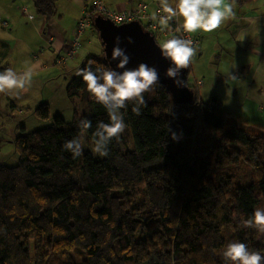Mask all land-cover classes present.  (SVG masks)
<instances>
[{
    "label": "trees",
    "instance_id": "1",
    "mask_svg": "<svg viewBox=\"0 0 264 264\" xmlns=\"http://www.w3.org/2000/svg\"><path fill=\"white\" fill-rule=\"evenodd\" d=\"M56 2L32 0L46 18ZM102 54L85 57L65 85L72 119L56 114L49 126L17 135L16 163H0V264H225L231 241L264 254V234L241 226L264 208V127L241 126L216 94L203 101L188 81L193 97L174 106L159 83L144 93L140 115L132 104L122 109L131 148L113 140L100 157L92 133L107 113L76 73L89 60L108 65ZM33 113L47 119L49 104ZM81 118L92 127L73 159L62 146L80 134ZM73 249L84 253L80 261L69 256Z\"/></svg>",
    "mask_w": 264,
    "mask_h": 264
},
{
    "label": "crops",
    "instance_id": "2",
    "mask_svg": "<svg viewBox=\"0 0 264 264\" xmlns=\"http://www.w3.org/2000/svg\"><path fill=\"white\" fill-rule=\"evenodd\" d=\"M103 1L110 9L116 11H132L139 3L144 2L148 4L152 17L157 10H160V0ZM225 2L232 4L235 17L224 21L221 27L213 32L192 33L199 43L189 73L225 77L231 73L237 77V80H240V75H264V0H225ZM169 3L174 6L175 0H169ZM89 7V0H57L55 14L46 18L36 14L32 0H0V71L12 68L17 73H22L32 69L35 75L44 67L53 70L50 65L55 64L56 54L65 51L64 48L71 41V35L73 37L77 19L83 10ZM101 17L104 16L97 13L93 15L92 26L81 35L79 49L70 58L74 59L73 62L90 54L102 53V42L94 24ZM152 20L158 25L159 28L156 30L160 33L164 29L168 31L172 25L179 27L181 23L180 18H176L175 21H169L167 28H162L158 19L152 18ZM241 29L248 33L242 42L236 40ZM174 35L176 32L169 30L168 39ZM210 54L218 56V63L213 70L207 68L211 63V61L207 62ZM222 55L223 59H221ZM67 61L59 64L62 73L77 68L75 63L71 65L72 67L68 66L71 63L68 64L70 61ZM203 64L206 67L202 69ZM204 69H208L209 74ZM254 77L251 78V82ZM233 86L234 84H227V89L224 91L226 97H235ZM25 93L26 91L23 90H13L10 94H3L2 106L4 108L9 106L11 109L24 106ZM211 93L220 97L214 90L208 92L209 95ZM221 101L224 107L222 98ZM242 104L243 102L238 103L234 108L227 110L234 113ZM14 138L0 135V143L7 141L13 144Z\"/></svg>",
    "mask_w": 264,
    "mask_h": 264
},
{
    "label": "clouds",
    "instance_id": "3",
    "mask_svg": "<svg viewBox=\"0 0 264 264\" xmlns=\"http://www.w3.org/2000/svg\"><path fill=\"white\" fill-rule=\"evenodd\" d=\"M160 12L163 14H159ZM235 15L232 4L226 3L225 0H175L174 6L169 0H160V10L152 18L158 19L162 28H167L173 18H180L181 23L177 31L195 33L213 32ZM247 34L246 30L241 29L236 40L242 42ZM126 40L129 44L133 43L131 37H127ZM120 45L121 38L116 36L110 57L107 52L104 53L109 65L89 60L87 65L76 73L82 77L89 94L107 113L108 122H97L92 133V152L100 157L109 154V144L113 140H119L127 127L122 109L132 104L131 111L135 115H140L142 108L147 106L144 93L153 91L159 85V73L155 67L143 62L134 68L127 67L131 58ZM160 53L170 61L165 75L180 85L181 81L178 79L180 70L187 69L197 55L194 41L174 35L160 45ZM113 61L116 62L114 68L110 66ZM228 76L237 79L231 73H228ZM32 77V69L22 73H17L12 68L0 71V94H10L13 90L27 91L32 83ZM91 127V120L81 118L78 122L80 134L66 140L62 146L63 151L71 153L73 159L80 157L85 146V134ZM171 137L173 140L179 138L176 133H172ZM241 226L264 234V208H255L249 219L241 221ZM222 256L225 264H264V254L258 250H249L245 243L239 241L227 243Z\"/></svg>",
    "mask_w": 264,
    "mask_h": 264
},
{
    "label": "rangeland",
    "instance_id": "4",
    "mask_svg": "<svg viewBox=\"0 0 264 264\" xmlns=\"http://www.w3.org/2000/svg\"><path fill=\"white\" fill-rule=\"evenodd\" d=\"M167 34L168 33H160L159 31H156V42L159 45H162L169 37ZM80 37L81 35L79 36V39ZM71 39L72 35L70 40ZM35 54L38 55L37 51H35ZM84 58L85 57L79 58L75 62H73L74 59H70L68 60L70 61L68 64H71L68 66L76 64L78 67ZM223 58L224 57L222 55L221 59ZM210 61L211 63L207 66V68L213 70L216 66V63H218V56L210 54L207 62ZM50 67H52L53 70L44 67V69H41L35 75H33L32 83L30 86H28V89L25 93V107L20 106L19 108L17 107L16 109H11L9 106H7L4 108L2 106L3 94H0V135H4L5 137H16L22 132L26 133L49 126L52 122L53 116L56 114H59L65 120L72 119L75 108L73 103L66 96L64 89L68 80L75 74L76 69H68L69 72L67 71L62 73L61 65L52 63ZM205 67L206 66L203 64L202 69ZM204 70L208 72V69ZM253 76L255 77L251 82V78ZM187 81L191 84L197 85L199 98L203 101L209 98L208 92L210 90H214L223 99L224 108L226 110L227 108L228 110L230 108H234L236 104H241L243 102V104L240 105L236 111H234V115L240 119V121L236 120V122H238L241 126L250 127V124H256L264 127V98H262L264 97V75H240V80H237L232 79L229 76L193 75L190 72L187 76ZM227 84H234L233 90L236 92L234 98H228L224 95V91L227 89ZM220 97L219 99L221 100ZM172 100L174 106L186 104L189 102V96L182 93L178 94L176 99L173 98ZM41 102H47L49 104L50 117L47 119L39 118L33 113V108ZM82 104L85 105L84 102ZM189 107L191 111L189 115H191L195 110V105L191 104ZM174 115H182V113L175 112ZM183 115L186 116L187 114ZM119 142L122 150L131 148L132 146L130 134L128 136V140L124 142L122 133L119 138ZM16 161L17 156L14 145L9 144L7 141L0 143V163L13 165L16 163ZM238 170L241 177L242 174H248L249 171L245 166H239ZM69 256L74 258L76 261H80V258L84 256V253L80 252L78 249H73Z\"/></svg>",
    "mask_w": 264,
    "mask_h": 264
},
{
    "label": "water",
    "instance_id": "5",
    "mask_svg": "<svg viewBox=\"0 0 264 264\" xmlns=\"http://www.w3.org/2000/svg\"><path fill=\"white\" fill-rule=\"evenodd\" d=\"M94 24L102 42V57L108 65L109 61L104 58V53L107 52L110 57L114 38L119 36L121 38L120 46L126 49L131 58L127 67L134 68L141 62L155 67L159 73V83L166 86L172 98L176 99L178 94L183 93L189 96V101L191 100L193 91L187 86V69L180 70L178 77L181 81L180 85H177L172 78L165 75V70L170 66V61L162 57L160 45L156 42L154 33L146 29L140 21L133 19L116 24L106 17H101ZM127 37H131L133 43H127ZM105 44L107 45L106 48L104 47ZM115 63L113 61L110 66L114 68Z\"/></svg>",
    "mask_w": 264,
    "mask_h": 264
},
{
    "label": "built area",
    "instance_id": "6",
    "mask_svg": "<svg viewBox=\"0 0 264 264\" xmlns=\"http://www.w3.org/2000/svg\"><path fill=\"white\" fill-rule=\"evenodd\" d=\"M89 1H90V7L87 9H84L81 16L77 19L76 26L73 32V37L71 41L69 42V44L66 46V48H64L65 51L63 53L58 52L55 58V62L57 64H62L66 62L68 59L72 58L73 55L77 52L80 46L79 36L82 35L87 28L91 27L92 15L94 13H98L102 15L116 24L131 21L133 19H137L138 21L142 23V25L146 29L150 30L154 34L159 28L158 25L154 23L152 20V16L149 13L147 3H144V2L139 3L137 7L133 9L132 11H116V10L110 9L104 3L103 0H89ZM158 11L159 10H157L156 13ZM159 14L162 15L163 13L160 12ZM175 19L176 18H173V21H175ZM177 29H178V26L176 27L172 26V28H170L169 30L171 31L174 30L176 33H179L180 36H183L186 39L188 38L192 39L194 41V45L195 46L198 45L199 42L196 36H194L192 33L179 32L177 31ZM169 30L167 31L164 29L163 32L168 33Z\"/></svg>",
    "mask_w": 264,
    "mask_h": 264
}]
</instances>
